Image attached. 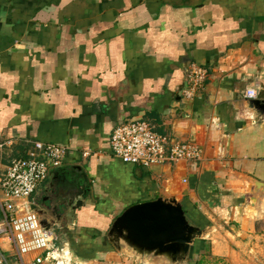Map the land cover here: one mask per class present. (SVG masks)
I'll list each match as a JSON object with an SVG mask.
<instances>
[{
  "label": "crops",
  "instance_id": "1",
  "mask_svg": "<svg viewBox=\"0 0 264 264\" xmlns=\"http://www.w3.org/2000/svg\"><path fill=\"white\" fill-rule=\"evenodd\" d=\"M192 63L206 76L185 98ZM247 87L264 99V0H0V181L13 158L45 157L37 141L66 146L29 201L73 187L54 226L67 263L143 262L114 248L109 226L130 204L174 196L211 227L188 264H264V192L248 182H264V112ZM128 119L193 141L200 159L121 160L110 134Z\"/></svg>",
  "mask_w": 264,
  "mask_h": 264
},
{
  "label": "built area",
  "instance_id": "2",
  "mask_svg": "<svg viewBox=\"0 0 264 264\" xmlns=\"http://www.w3.org/2000/svg\"><path fill=\"white\" fill-rule=\"evenodd\" d=\"M206 72L199 64L186 69L185 98L194 97L204 85ZM256 95L253 87L244 96ZM44 158L15 157L5 167L1 181L2 213L0 237L9 247L0 245V264H67L62 250L54 243L49 230L44 229L29 208V198L45 179L50 167L60 164L66 146L54 142H36ZM111 153L126 162L140 166L177 160L197 161L201 148L191 140L171 139L158 132L145 119H128L116 124L110 134ZM30 258L25 260V256Z\"/></svg>",
  "mask_w": 264,
  "mask_h": 264
},
{
  "label": "water",
  "instance_id": "3",
  "mask_svg": "<svg viewBox=\"0 0 264 264\" xmlns=\"http://www.w3.org/2000/svg\"><path fill=\"white\" fill-rule=\"evenodd\" d=\"M248 105L258 112H264V99L248 98ZM248 182L254 190L264 192L263 181L250 177ZM69 189L73 187L67 186L64 191L47 197V202L39 201L37 194L29 204L39 224L51 232L53 239L56 236L54 226L60 225L62 216L56 209L59 207L66 212L72 207V199H64V194ZM79 190L80 193L74 200L76 205L82 202L81 196L89 192L85 185L79 186ZM210 228L190 222L174 196H158L125 207L112 220L107 238L115 249L133 256L138 261L149 259L165 264H188L194 257L196 244Z\"/></svg>",
  "mask_w": 264,
  "mask_h": 264
},
{
  "label": "rangeland",
  "instance_id": "4",
  "mask_svg": "<svg viewBox=\"0 0 264 264\" xmlns=\"http://www.w3.org/2000/svg\"><path fill=\"white\" fill-rule=\"evenodd\" d=\"M71 256H72V254H71ZM66 257V256H65ZM130 257H133V256H130ZM129 257V258H130ZM68 259V258H67ZM71 260H72V258H71ZM144 262H145V264H165V263H163V262H157V261H151V260H149V259H146V260H144L143 262H139L138 264H144ZM67 264H97L96 262H94V261H89V262H82V263H80V262H75V261H71V262H68Z\"/></svg>",
  "mask_w": 264,
  "mask_h": 264
}]
</instances>
